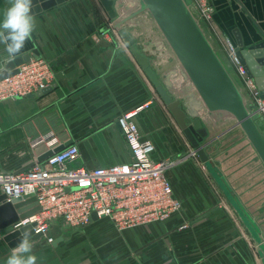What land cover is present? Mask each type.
I'll return each mask as SVG.
<instances>
[{
	"label": "crops",
	"instance_id": "1",
	"mask_svg": "<svg viewBox=\"0 0 264 264\" xmlns=\"http://www.w3.org/2000/svg\"><path fill=\"white\" fill-rule=\"evenodd\" d=\"M212 1L216 21L235 44L249 47L264 40V0ZM8 6V0H0V19ZM34 15L32 39L18 57L49 61L54 82L34 95L0 101V171L23 169L51 148L71 143L81 153L73 167L128 162L132 153L117 117L137 110L135 121L155 145L154 157L176 160L169 175L183 202L182 210L164 221L123 231L98 218L55 236L64 227L55 223L56 240L47 247L37 245L44 237L32 236L37 264H256L252 232L192 153L190 139L101 1L64 0ZM129 33L138 38L143 30ZM7 61L0 44V68ZM219 134L206 138L213 165L247 216L264 221V163L240 128ZM43 136L45 141L33 146ZM4 236L2 231L0 239ZM259 236L264 241V232ZM17 238L3 242L0 264L20 243Z\"/></svg>",
	"mask_w": 264,
	"mask_h": 264
},
{
	"label": "water",
	"instance_id": "2",
	"mask_svg": "<svg viewBox=\"0 0 264 264\" xmlns=\"http://www.w3.org/2000/svg\"><path fill=\"white\" fill-rule=\"evenodd\" d=\"M62 1L33 0L32 13ZM100 1L113 19V28L131 48L196 153L259 242L264 264V241L213 165L206 148L208 136L240 128L264 163V120L254 108L253 100L216 36L199 19L194 0H127L123 16H119L115 8L116 0ZM131 28L142 29V35L135 38L129 33ZM236 54L264 92V40L249 47L239 42ZM30 56H20L8 63L6 68L10 71L0 77L17 72L16 66L29 60ZM47 89L49 87L39 92ZM66 145L48 150L39 159ZM38 209L34 196L7 201L6 195L0 191V233H5L0 239L1 250H5L4 241L13 244L11 240L16 237L20 240V231L24 228L31 230L33 237L41 236L31 225L12 230V224L20 217L29 216ZM91 219H98V215L93 213Z\"/></svg>",
	"mask_w": 264,
	"mask_h": 264
},
{
	"label": "built area",
	"instance_id": "3",
	"mask_svg": "<svg viewBox=\"0 0 264 264\" xmlns=\"http://www.w3.org/2000/svg\"><path fill=\"white\" fill-rule=\"evenodd\" d=\"M194 2L199 19L216 36L253 100L254 108L264 120V92L238 59L237 44L216 25L214 3L212 0ZM16 68L17 72L0 77V101L36 94L54 82L53 69L42 57L32 55ZM136 114L137 110H131L117 117L132 151L128 162L73 167L71 164L81 153L78 144L71 143L42 160L35 158L24 170L0 171V191L6 195L7 201L30 195L39 205L36 212L13 223L12 230H18L17 225H31L35 233H41L53 243L56 237L51 234V229L55 223L85 227L92 221L93 213L99 219H109L123 231L164 221L180 212L183 202L176 195L169 175L176 160L154 157L155 145L141 134L135 121ZM45 139L44 136L35 139L33 146ZM192 153L196 154V151Z\"/></svg>",
	"mask_w": 264,
	"mask_h": 264
},
{
	"label": "clouds",
	"instance_id": "4",
	"mask_svg": "<svg viewBox=\"0 0 264 264\" xmlns=\"http://www.w3.org/2000/svg\"><path fill=\"white\" fill-rule=\"evenodd\" d=\"M9 6L0 19V44L8 56V63L14 61L24 49L27 41L32 39L36 27L35 15L32 13L33 0H8ZM10 71L0 68V75ZM17 229L22 226L17 225ZM34 242L32 231L24 228L20 231V243L12 248L6 264H37L33 254Z\"/></svg>",
	"mask_w": 264,
	"mask_h": 264
},
{
	"label": "rangeland",
	"instance_id": "5",
	"mask_svg": "<svg viewBox=\"0 0 264 264\" xmlns=\"http://www.w3.org/2000/svg\"><path fill=\"white\" fill-rule=\"evenodd\" d=\"M126 3H127V0H116V2H115V8H116L118 14L121 13L119 15H122L123 16V15L126 14L125 13V5H126ZM215 21H216V19H215ZM216 25L220 27V25H219V23L217 21H216ZM221 30H223V29L221 28ZM250 220H251V223L253 224L255 230L259 233V235H260V233H263L264 232V221H259V220H257V218H253V217H251ZM65 228H69V229H71L73 231L79 230L77 228H72V227H69V226H64V227H61L60 230L56 234H54V235L55 236L56 235L61 236V235H64V234L66 235L69 232H71V230H67V229L65 230ZM81 229H83V228H81ZM252 237H253V239H252V248H251V250H252V253H253V262L255 261L256 264H262L261 257L258 256L257 251H256V249L257 250H260V247L258 245L259 242L256 240V238L254 237V235ZM48 243L49 242L46 240V238H44V241L38 242L37 245H39L40 247H47V245H49Z\"/></svg>",
	"mask_w": 264,
	"mask_h": 264
}]
</instances>
